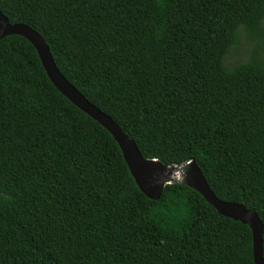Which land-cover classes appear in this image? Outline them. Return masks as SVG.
<instances>
[{"label":"trees","instance_id":"16d2710c","mask_svg":"<svg viewBox=\"0 0 264 264\" xmlns=\"http://www.w3.org/2000/svg\"><path fill=\"white\" fill-rule=\"evenodd\" d=\"M146 159L194 161L263 224L264 0H0ZM244 34L248 58L226 57ZM0 264H254L248 226L184 185L157 201L113 137L0 39Z\"/></svg>","mask_w":264,"mask_h":264},{"label":"water","instance_id":"95a60500","mask_svg":"<svg viewBox=\"0 0 264 264\" xmlns=\"http://www.w3.org/2000/svg\"><path fill=\"white\" fill-rule=\"evenodd\" d=\"M7 36H19L27 40L34 47L47 77L58 92L113 137L121 150L131 177L146 198L157 201L164 187L170 184L184 185L196 191L219 215L250 228L253 263L264 264L263 224L255 213L247 210L241 204L218 199L194 161L166 166L156 160L144 158L135 142L108 115L91 104L64 78L57 69L50 50L41 35L25 24L9 23L0 11V39Z\"/></svg>","mask_w":264,"mask_h":264},{"label":"rangeland","instance_id":"374dc122","mask_svg":"<svg viewBox=\"0 0 264 264\" xmlns=\"http://www.w3.org/2000/svg\"><path fill=\"white\" fill-rule=\"evenodd\" d=\"M251 44L244 34H242L237 45L232 49L231 53L226 57V66L232 67L242 60H246L250 54Z\"/></svg>","mask_w":264,"mask_h":264}]
</instances>
